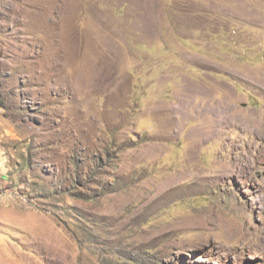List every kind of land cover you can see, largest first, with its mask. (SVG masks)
<instances>
[{
	"label": "rangeland",
	"instance_id": "1",
	"mask_svg": "<svg viewBox=\"0 0 264 264\" xmlns=\"http://www.w3.org/2000/svg\"><path fill=\"white\" fill-rule=\"evenodd\" d=\"M0 100V264H264V0H0Z\"/></svg>",
	"mask_w": 264,
	"mask_h": 264
},
{
	"label": "bare ground",
	"instance_id": "2",
	"mask_svg": "<svg viewBox=\"0 0 264 264\" xmlns=\"http://www.w3.org/2000/svg\"><path fill=\"white\" fill-rule=\"evenodd\" d=\"M228 114H226V115L224 114L223 117H222L221 122H223L224 124L225 123H229L230 125L245 124L248 121L247 118H242L241 119L238 116H236L235 114H233V115L230 114V113H228ZM245 128H246V126H245ZM249 128H254L255 130H257L260 139L264 142V117H259L257 120L255 119V121L252 123V125L250 124Z\"/></svg>",
	"mask_w": 264,
	"mask_h": 264
},
{
	"label": "trees",
	"instance_id": "3",
	"mask_svg": "<svg viewBox=\"0 0 264 264\" xmlns=\"http://www.w3.org/2000/svg\"><path fill=\"white\" fill-rule=\"evenodd\" d=\"M0 106H3V103H2V101L0 100Z\"/></svg>",
	"mask_w": 264,
	"mask_h": 264
}]
</instances>
